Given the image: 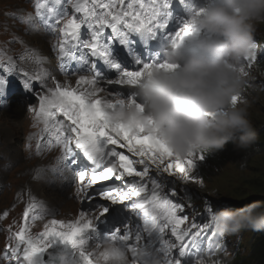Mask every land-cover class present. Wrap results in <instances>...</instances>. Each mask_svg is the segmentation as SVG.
I'll return each instance as SVG.
<instances>
[{
	"label": "snow or ice",
	"instance_id": "1",
	"mask_svg": "<svg viewBox=\"0 0 264 264\" xmlns=\"http://www.w3.org/2000/svg\"><path fill=\"white\" fill-rule=\"evenodd\" d=\"M68 2L71 14L67 7H61L62 0H35L36 15L48 30H58L60 39L54 47L61 60H78L74 70L91 75H79L73 87L54 77L51 85L47 81L36 84L40 78L25 72L22 88L38 101V107L29 102V110L42 122L50 143L54 141L66 156L73 157L77 197L86 203L87 210L80 211L74 221L52 219L33 234L32 225L43 221L48 213L29 202L18 230L13 232L9 226V243L0 261L97 264L91 246L98 248L112 241L131 254L130 264H146L141 257L150 259L153 254L159 264H208L199 253L204 241L211 245L212 237L217 235H207L215 216L202 225L187 226L188 217L183 215L186 204L176 199L177 190L171 184L163 182L165 173L169 177L178 175L184 183L197 182L199 162L206 160L205 153L179 155L159 137L148 134L143 125L129 127L111 119V112L125 103L143 111L137 89L145 78L154 70L175 71L178 67L157 62L147 49L149 42L168 27L171 0ZM194 24L195 17L190 18L173 40L182 41L191 35ZM137 41L144 50L134 47ZM253 59L248 57V67ZM13 68L11 58L7 65H0V97L7 93L9 77L17 75ZM239 70L249 76L245 66L240 65ZM102 81L111 89V98L101 95L106 91ZM240 98L234 96L232 103L238 104ZM153 169L155 175L150 174ZM109 181H119L120 186L103 183ZM214 208L212 203H205L206 220ZM93 210L94 214L89 215ZM3 215L6 218L8 213ZM169 233L174 240L166 238ZM210 264L220 261L211 260Z\"/></svg>",
	"mask_w": 264,
	"mask_h": 264
},
{
	"label": "clouds",
	"instance_id": "2",
	"mask_svg": "<svg viewBox=\"0 0 264 264\" xmlns=\"http://www.w3.org/2000/svg\"><path fill=\"white\" fill-rule=\"evenodd\" d=\"M19 1L21 8L29 7ZM210 2L195 19V25L206 34L196 42L202 54L185 55L179 46L170 48L165 60L178 67L175 71L154 70L145 78L137 89L144 110L125 103L111 112V119L129 127L143 125L148 134L159 137L179 155L205 153L197 182L184 183L178 175H163V182L177 190L176 199L186 204L187 226L202 225L215 216L207 235H217L211 245L204 241L199 258L208 264L211 260L264 264V0ZM248 57H254L250 67ZM240 65L249 76L241 73ZM234 96L241 97L239 102H250L252 118L246 103H232ZM150 174L155 175V170ZM258 178L263 179L260 185L253 182ZM71 202L75 209L65 203L62 210L57 208L54 219L74 221L87 209V205ZM206 202L215 205L207 220ZM166 238L174 240L170 233ZM90 251L97 264H130L127 250L119 243L105 241L98 248L91 246ZM141 258L146 264H159L155 254Z\"/></svg>",
	"mask_w": 264,
	"mask_h": 264
},
{
	"label": "rangeland",
	"instance_id": "3",
	"mask_svg": "<svg viewBox=\"0 0 264 264\" xmlns=\"http://www.w3.org/2000/svg\"><path fill=\"white\" fill-rule=\"evenodd\" d=\"M21 6H23V4L19 0H0V21H3V24L0 23V29H1L2 25L5 26V22H6V19H5L6 17L1 15V14H3V11L7 9L6 13L10 12V11L13 12L12 10H8V9H17V8H21ZM9 20H10V22H8V23H10V24L5 26L9 30H3V29L0 30V55L2 56V59H6L8 61H9V58H11L12 60L17 59L18 54L21 53L25 49V46H18V45H16L17 43L13 42L12 38H10V37L8 38L7 37L9 32H11V33L16 32L20 36L25 34V32L22 30V28L20 26V23L17 21L16 17L9 16ZM36 29L39 30L40 28L37 27ZM30 36H32V35H30ZM26 37H27V35H26ZM3 39H6V41L4 42ZM39 39L41 40V45H45L46 46V50L47 51L44 54H47L49 51H48V46L43 41L44 37L43 36L42 37L39 36ZM30 40L33 43H36L35 40H33L32 38H30ZM19 41H20V39H19ZM26 42H27L26 43L27 46L30 45L29 41H26ZM8 47H10L9 52H8V49H9ZM16 70H17V67L15 68V71ZM24 106L26 107L25 103H24ZM14 109L16 110V112L14 111ZM23 110L24 109H22L19 106L18 99H16V100H14L12 102L11 110H9V111H0V119H5L3 117H5V116L7 117V114H8L10 116H8L7 118H8V121H11L10 123H12V122L15 123L16 122V123H19V124L22 125V128H20L21 132H19V134H18V138L19 137L21 138L23 136V134L25 133V131L27 129V126H28V121L26 119V114H25V111H23ZM12 112L14 114L16 113V115L12 114ZM17 112H20V114H18ZM10 126H13L14 128H16L13 124L10 125ZM6 130L8 131V129H6V126H3L2 124H0V143H1V145H2V147L4 149H6L8 147V151L11 152L10 155H7L6 157L7 158H11L10 160L13 162V165H12L13 167L9 166L10 169H8V170L6 168H4L2 166V162H3L2 159L3 158L2 159L0 158V169L2 168V171H0V183H2L0 185V210H2L3 208L10 207L12 202H13L12 201V196H7L6 195V193H5L6 190L17 191V190H20V189L25 188L26 186H28V187H30L32 192H35L34 191V187H33V183L31 181H26L27 179L29 180L30 175L29 176L26 175L27 172L23 168V166H21V167L19 165L15 166V164H17V162H19V161H16V160H14L12 158L14 149L16 150V154L17 155L19 154L18 156L22 155V151H21L22 147L21 146L17 147L18 144L15 142L16 139H18V138L14 139L9 133L5 132ZM9 130H10V132H13V128H10ZM22 158H23V160H25L24 156ZM5 172H7L8 176L3 181V175H4ZM64 179H68L67 174H65V173H64V175L62 177V180H64ZM262 181H263L262 178L253 179V182L256 183V185H260L262 183ZM3 182H4L5 186H6L5 191L3 190ZM27 183H29V184H27ZM56 186L60 190L63 189V187H61L59 184H57ZM38 194H40V193H38ZM55 195L57 197V196H59V193L55 192ZM69 199H70V196H69ZM69 201H70V204H71L72 208H74L75 205L71 202V200H69ZM53 202L54 201L52 199V201H51L52 205L55 208H58L60 210H62V208L64 206H66L65 203H62L61 206H58L57 204L55 205ZM38 208L41 209V207H39V206H38ZM64 210H65V208H64ZM75 219H77V217H75Z\"/></svg>",
	"mask_w": 264,
	"mask_h": 264
},
{
	"label": "bare ground",
	"instance_id": "4",
	"mask_svg": "<svg viewBox=\"0 0 264 264\" xmlns=\"http://www.w3.org/2000/svg\"><path fill=\"white\" fill-rule=\"evenodd\" d=\"M7 15H15V13L14 12H7L6 13ZM178 21H179V24L180 25H183L184 24V22H186V20H183L182 18L181 19H178ZM38 32V29H36V28H34L33 29V31H31L30 32V34H27V39L29 40V42H30V44L33 46L34 45V47H37L38 48V50L39 49H41L42 51H44V52H46L47 50H46V46L45 45H41V40L39 39V36L40 35H35L34 37H36L37 38V40L35 41L36 43H33L32 41H30V38H33L32 36H33V34H36ZM30 35H32V36H30ZM29 36V37H28ZM40 37H42V36H40ZM23 38V37H22ZM29 46V45H28ZM3 55V54H2ZM5 56V55H4ZM4 58V57H3ZM13 58V57H12ZM17 67V66H16ZM12 71L13 72H15V68L14 69H12ZM239 102V101H238ZM241 103H246V105H247V107H248V113H249V118H252V116H253V114H254V110L252 109V107H251V104H250V102L248 101V100H245V99H242L240 102H239V104H241ZM14 111L16 112V110L14 109ZM13 111V112H14ZM12 112V114H14ZM18 114H20V112H17ZM14 115H16V113L14 114ZM8 116H10V115H8L7 114V117ZM6 116L5 117H3V118H5V119H0L1 121H0V124H2L3 126H6V129H8V131L6 130L5 132L6 133H9L14 139H16V138H18V134H19V132H21V130H20V128H22V125L21 124H19V123H10L11 121H8V118H7ZM3 122V123H2ZM14 125L16 128H14L13 126H10V125ZM10 128H13V132H10ZM19 129V130H18ZM1 145V144H0ZM14 160H16V161H21V160H23V158H20V157H18V155L16 154V150L14 149V152H13V157H12ZM207 176H208V174H207ZM207 176H204V177H207ZM27 184H29V183H27ZM42 184V183H41ZM41 184H37V185H33V187H34V191H35V193L37 192V193H41V197H42V199L43 198H45V199H47V200H49V198L50 199H53V203L56 205H58V206H61V204L62 203H70V201H69V196H68V193L67 192H65V188H63L62 190H60V189H58L57 188V186H55L54 184H51V185H46V186H43V185H41ZM55 192H58L59 193V196H57L56 197V195H55ZM49 197V198H48ZM57 198V199H56ZM62 208V207H61Z\"/></svg>",
	"mask_w": 264,
	"mask_h": 264
}]
</instances>
